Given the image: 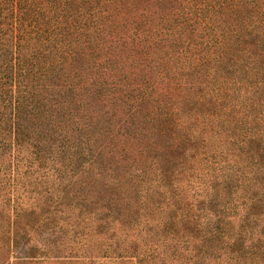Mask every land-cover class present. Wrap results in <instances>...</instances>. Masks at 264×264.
Wrapping results in <instances>:
<instances>
[{"label":"rangeland","instance_id":"1","mask_svg":"<svg viewBox=\"0 0 264 264\" xmlns=\"http://www.w3.org/2000/svg\"><path fill=\"white\" fill-rule=\"evenodd\" d=\"M81 4L72 2L75 30L87 23L89 11ZM111 6L127 10L133 22L150 30L161 26L165 12L172 22L182 21L169 0H116ZM257 15L247 7L230 14L227 24L243 29L248 41L250 20ZM117 18L115 31L128 36L124 27L129 24L119 25ZM194 20L185 23L187 31L176 45L123 47L116 69L95 63L87 43L69 36L77 52L66 61L85 88L48 91L42 114L27 116L35 142L41 141L39 150L21 143L12 152L0 151V163L6 165L0 166V264H176L171 256L159 260L167 251L149 253L151 244L172 230L165 223L181 220L182 212L202 221L209 218L207 211H215L216 218L237 222L242 213L254 211L251 204L264 196V173L255 174L257 153L226 140L233 134L241 142L247 129L231 125L241 110L231 90L227 98H219L218 91L229 88L240 64L257 58L261 45L247 43L241 57L195 62L194 43L211 36ZM178 47L187 50L173 56L172 48ZM56 99H65L63 106ZM263 101L257 110L242 111L254 130L264 129ZM213 123L211 137H197L194 129ZM63 146H70L66 155ZM77 149L85 150L84 167L69 162ZM225 172L231 174L226 181ZM107 182H114L113 190H105ZM11 190L17 198L12 203ZM135 193L146 204L138 205ZM140 253L147 257L140 260Z\"/></svg>","mask_w":264,"mask_h":264},{"label":"trees","instance_id":"2","mask_svg":"<svg viewBox=\"0 0 264 264\" xmlns=\"http://www.w3.org/2000/svg\"><path fill=\"white\" fill-rule=\"evenodd\" d=\"M73 1L0 0V151L4 149L12 152L15 145L21 143H32L33 149L39 150L41 141L35 142L31 126L27 125V116L42 114L41 108L47 101L45 93L48 91L66 93L67 86L70 91L78 86L85 88L77 80L76 71H72V64L66 61L67 57L74 59L77 52L72 48L74 40H69L71 34L78 37V43H87L85 50L89 49V53L94 54L95 63L103 68L116 69L123 47L141 49L154 43L153 45L158 44V48H161L166 46L162 41L176 45L187 31L184 25L189 22L188 19L198 18L194 20L197 28L200 31L207 30L211 37L204 42L194 43L193 48L197 53L192 57L195 62L203 63L211 57L220 61L237 53L241 57L247 43L261 45L257 58L242 62L238 78L231 81L229 88L223 87L220 94L218 91V96L232 97L228 94L231 90L236 99L235 107L241 109L238 111L240 118L232 121L231 125L247 129L241 142L233 134L226 135V140L238 148H247L257 153L255 174L264 173V129L254 130L250 127L252 119L247 114L246 118L242 115L243 110H257V105L264 100V95H261L264 92V0H169L175 5L176 14L182 15V21L177 17V21L172 22L169 13L165 12L159 21L161 26L151 30L148 25L133 22L127 10L116 12L111 6V1L116 0H100L103 5L98 0H82L80 9L89 12L86 13L88 18L83 17L87 23L80 22V27L76 29L78 31L74 29L76 17L70 13ZM247 7L255 8L258 14L250 20L252 29L246 33L248 41L243 29L227 24L230 14L241 13ZM115 18L119 19V25L129 24V27H124L128 36L115 31L118 28V25H113ZM249 36H253V39L250 40ZM197 37L199 35H192L193 39ZM186 50L185 47L172 48V55H181ZM204 51L206 54H203ZM53 77L58 80L52 81ZM71 80L76 84L70 83ZM70 91L68 92L75 93ZM56 101L58 107L65 103V99ZM214 124L210 125L211 128H208L209 125H204L202 129L196 128L194 132L201 140L202 136L205 138L208 135L209 138L216 128ZM254 142H257L255 147L252 146ZM58 148L60 149L59 146ZM69 148L70 146L61 148L64 155ZM75 151L74 158L69 160L70 164L79 163L84 167L85 150ZM35 153L40 155L38 151ZM0 166L6 167L3 163ZM225 173L223 176L226 181L231 174ZM114 182L104 184L108 187L105 190H113L111 184ZM62 194L65 197L68 192L63 190ZM262 196L261 201H264ZM134 198L138 205L146 204L142 194L135 193ZM255 198L256 196L253 200ZM7 199L10 203L17 200L13 190L9 192ZM261 201L254 200L250 206L254 211L242 213L237 222L233 218L220 220L219 216L216 218L215 211H207L209 218L202 221L188 212H182L181 220H171L170 224H164V228L172 230L159 243L151 244L150 247L154 250L149 253L154 255V252L158 254L159 251H167L169 254L160 253L159 260L170 259L171 256L176 264H264V223H259L264 221V202ZM257 208L261 209V213L255 212ZM9 218L12 216L9 215ZM13 222V228L17 229L18 220ZM139 255L140 260L147 257V254Z\"/></svg>","mask_w":264,"mask_h":264}]
</instances>
